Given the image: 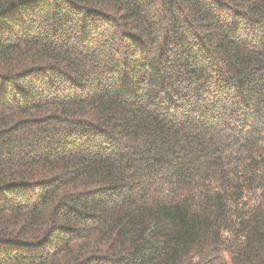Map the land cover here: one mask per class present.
<instances>
[{
    "label": "trees",
    "instance_id": "16d2710c",
    "mask_svg": "<svg viewBox=\"0 0 264 264\" xmlns=\"http://www.w3.org/2000/svg\"><path fill=\"white\" fill-rule=\"evenodd\" d=\"M0 264H264V0H0Z\"/></svg>",
    "mask_w": 264,
    "mask_h": 264
}]
</instances>
